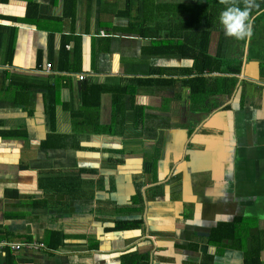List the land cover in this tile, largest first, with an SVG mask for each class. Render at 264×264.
<instances>
[{
    "label": "crops",
    "instance_id": "obj_1",
    "mask_svg": "<svg viewBox=\"0 0 264 264\" xmlns=\"http://www.w3.org/2000/svg\"><path fill=\"white\" fill-rule=\"evenodd\" d=\"M127 11L126 0H0V242L37 239L47 244L51 235L57 233L53 229L55 225L59 228L65 225V231H71L65 217L29 213L27 200L37 186L35 171L39 163L48 159L49 163L63 166L58 155L42 149L41 142L49 137L52 141L54 135L64 136L66 140H75L76 135H107L109 130L105 126L111 120L115 123L121 118L123 123L128 120V96L137 93L132 84L134 79L141 78L138 75L149 73L151 67L191 66V61L178 62L175 55L144 62L140 49L145 43L135 36H123L127 35L123 30L129 24ZM137 11L138 7L134 6L132 18ZM103 36L110 37L106 52L100 50ZM213 37L214 34L209 46L212 55L218 47V37L215 41ZM253 39L251 55L245 54V82L239 85L241 91L235 94L234 89L230 96H219L215 100L220 111L218 116L211 118L210 113L205 120L207 131L213 130L221 139L217 141L209 136L204 141L205 149L192 153L185 164L192 171L199 169L205 173L206 182L197 187L199 200H204L194 202L196 196L191 195L190 184L186 192L189 204L196 206L189 231H196V221L203 226L202 230H209L217 221L231 223L241 218L245 228L239 233L244 239L256 236L261 239L260 261L264 264V25L258 27ZM238 60L243 61L244 55ZM48 63L51 64L49 71L45 69ZM69 67L77 72L69 71ZM78 75H84L85 79L79 81ZM176 75V71H169L166 78L174 82L163 92L143 88L141 94L134 96L135 105L152 103L158 108L164 97L169 102L178 94L187 95V88L175 84ZM220 75L214 73L208 77L214 79ZM84 81L110 89L127 87L131 82V87L125 90L127 95L119 101L114 118H111L113 90L101 93L98 113L90 116L88 124L80 119L82 132H79L74 128L70 112L80 104V85ZM251 82L258 86L254 87ZM47 85H54L56 89L58 104L53 120L45 112L43 102L48 96L44 89ZM211 103L213 100L208 105ZM27 147L30 156H26ZM69 153L66 162L72 167L74 155L72 151ZM31 157L37 159V167H33ZM202 206L206 207L204 213ZM90 222L87 218L76 225L89 234ZM179 229L176 227L175 231ZM64 239L67 243L64 241L58 248L53 249L49 243L52 252L6 251L0 255V264H117L110 262L117 256L111 250L117 243L110 248L101 245L100 253L92 255L89 250L77 248L72 235H64ZM222 247V252L212 255L213 262L207 264H244L243 253L232 248L231 243ZM209 249V254H213L215 249L210 246ZM8 253L12 259H5ZM173 255L177 257L179 251ZM190 255L196 257L195 253Z\"/></svg>",
    "mask_w": 264,
    "mask_h": 264
},
{
    "label": "flooded vegetation",
    "instance_id": "obj_2",
    "mask_svg": "<svg viewBox=\"0 0 264 264\" xmlns=\"http://www.w3.org/2000/svg\"><path fill=\"white\" fill-rule=\"evenodd\" d=\"M183 19L185 20L184 16ZM260 25H264V19L254 23L252 42ZM147 26L155 27L154 23ZM168 33L170 34L169 31ZM214 33L218 37L217 45L224 47L226 57L231 55L242 58L244 54L251 55L249 46L244 53L246 41L241 45L236 39L226 37L222 28L212 34ZM161 35L168 40L164 34ZM161 35L154 40H162ZM143 46L144 44L141 48ZM148 74L142 73L138 76L145 78ZM180 75H176V78L181 77ZM136 89L138 94L143 92V87ZM144 89H154L159 93L166 90V87ZM189 95L188 90L187 95L178 94L176 99L169 102L164 97L158 108L152 103L139 104L137 106L142 108L139 113L144 116L128 118L124 123L122 118L117 123L111 120L105 126L109 130L105 136L76 135L73 142L64 140L67 143H76V148H49L43 145L46 141L41 142L42 149L48 154L58 155L63 166L56 162L47 163L49 160L46 159L39 163L41 168H38L39 172L38 169L35 171L37 186L27 200L31 216L39 212L65 217L66 225H70L71 231L66 232L65 225L61 228L55 225L53 229L57 233L62 231L63 235H72L76 247L82 251L89 250L92 255L100 253L101 245L106 244L104 246L110 248L117 243V247L111 249L117 255L110 259L112 263L213 262V256L223 248V243L220 241L211 245L209 237L211 230L218 229L220 222L217 221L209 230H202L203 226L196 221V231L192 233L193 231L188 230L189 222L193 219L191 214L196 213V206L189 204L187 185L193 186L191 195L196 196L194 202H202L204 199L199 200L197 187L206 182V176L203 171H192L185 164L192 153L195 155V152L205 149L204 141L209 136L217 141L221 139V136L212 133L213 130L207 131L205 121L210 113L211 118L218 116L220 111L215 100L220 95L196 104ZM209 100H213L211 105H208ZM194 105H197L198 111L193 114L191 111L195 109ZM79 121H75L74 128L82 132ZM56 136L58 135L52 138ZM53 139L52 145L57 144L58 141ZM70 151L73 152L75 160L72 167L70 162H66ZM31 158L33 167H37V159ZM48 184L55 187L49 188ZM201 208L204 213L206 207ZM85 212H90L93 218L84 214ZM87 218L91 219L92 225L89 234L83 233L82 228L76 225ZM176 227L180 228L178 232L175 231ZM40 241L45 246L43 251H54L43 240ZM209 246L215 249L213 254H209ZM175 251H179L177 257L173 255ZM194 253L196 257L190 255ZM149 254L154 256L152 261ZM208 256L211 257L208 259Z\"/></svg>",
    "mask_w": 264,
    "mask_h": 264
},
{
    "label": "trees",
    "instance_id": "obj_3",
    "mask_svg": "<svg viewBox=\"0 0 264 264\" xmlns=\"http://www.w3.org/2000/svg\"><path fill=\"white\" fill-rule=\"evenodd\" d=\"M201 1L202 0H196L195 7L199 6ZM126 2L127 9L128 6L130 9L126 13V16L129 18V24L128 28L123 30V32L127 35L123 36H135L136 38L145 41L144 46L140 49V53L144 62L151 58H168L169 56L173 55L187 62H192L190 67H184L182 69H179V67H151L149 69L148 76H146L145 78L134 79V83L132 84V86H135L136 88L167 87L168 84H172L174 81H168L167 78H161L160 75L167 76L169 71H176L177 75L181 74V77H178L175 80V84L180 83L181 87L187 88L192 99L194 101H198V103L206 102L213 96H230L232 94L237 82V79L234 77L239 75L242 61L238 60V58L236 60H233V58H231V55L229 57H226V52L224 51V47H222L221 44L218 45L214 55L209 52L212 33L220 31L222 27L219 24V21L218 23H212L211 26L207 29L204 27V25L201 24V20L205 22L207 19V9L203 12L201 10L195 11L193 15L194 21L192 24H187L182 17L183 21H181L179 30H176L174 34L170 35L168 33V31L170 32L168 23H166L162 27L156 25L155 27H145L143 23L140 22V18L142 17V15L146 14V11L144 10L146 8L143 5H141L142 10H140L139 7L137 14L132 18V0H126ZM256 3L259 4L260 7L259 9L253 10L252 16L256 15L257 11H264V0H256ZM239 6L243 7V4L240 2ZM207 7L209 9L208 13H210L211 16L218 17L220 13L218 14L217 10L220 8H225L224 5H221L219 1L217 2L215 0H209ZM174 11L180 16H183L184 11H182L181 9L175 8ZM202 15L206 17H201ZM186 16L187 15L184 16L185 20ZM262 19H264V14L258 16L256 15L254 23L257 24V22L261 21ZM161 34H164L165 38L168 39L167 43L156 42L154 40V38L156 39V37L160 36ZM108 36H103L100 39V41L103 42V46H101L100 48L101 51L106 52L109 49L110 37ZM237 42L241 43V45H243L244 43V41L239 40H237ZM96 55L98 56V52H96ZM78 58H80V56ZM69 68H71L68 69L69 71H72L73 73L77 72L74 70V67ZM214 73H220L221 75L217 76V78L214 77V79L208 77V75H212ZM115 87L116 88L110 89L106 85H93L88 84V82L85 81L82 82L80 85V104L75 110L70 112L71 119L73 121L83 119L85 120L86 124L90 123V116L95 117L96 115L94 114L98 113L101 93L109 90H113L111 92L114 93L112 100L114 113L111 117L114 118L116 113H118L117 107L120 103L119 101L121 100V98H123V96L127 95V93H125V90L131 87V82L127 87L123 85ZM44 89L46 91V94H48L47 98H44L43 100L45 112L49 114L51 116V119L53 120L55 107L58 104V101L55 98L56 89L54 88V85H47L44 87ZM134 95V92L129 94L128 98L130 104L127 105L128 110L126 111V114L131 119L144 116L142 113H139L142 108L135 105L134 103ZM98 130L100 131L99 128ZM48 139L51 138L49 137ZM55 139L56 141H58L56 142L57 144L52 145L51 140H47V143L44 142L46 144H43L44 147H77L76 143L65 142L64 140H66V137L64 136L59 135L56 136L54 140ZM73 141L74 140L72 139V142ZM48 186L49 188L55 187V185L51 186L50 184H48ZM243 228H245V225L242 222L241 218H235L231 223L222 222L219 224L218 229L214 228L211 231L209 243L216 244L220 241L223 242V245L225 243H231L232 248L237 249L241 251V253H243L244 264H263L260 261V252L263 249V243L261 239L257 236L254 238L251 237V240L249 238L244 239L239 233V230H242ZM63 239V234L53 233L51 235V239L46 245L48 246L50 243L49 246L53 249L58 248V246L62 244ZM7 255L8 256H6L5 259H12L10 257V253H8ZM208 258H210V256H208Z\"/></svg>",
    "mask_w": 264,
    "mask_h": 264
},
{
    "label": "rangeland",
    "instance_id": "obj_4",
    "mask_svg": "<svg viewBox=\"0 0 264 264\" xmlns=\"http://www.w3.org/2000/svg\"><path fill=\"white\" fill-rule=\"evenodd\" d=\"M215 1L218 2L219 0H215ZM240 2L242 3V0H240ZM208 3H209V0H202L199 6L195 7L196 0H149V1L148 0H132L131 10L134 6H137L138 10H139V7H140V10H142L141 5H143L146 8L144 9L146 11V14L142 15V17L140 18V22L143 23L145 27L150 23H154V25L159 26V27H162L163 25L168 23L169 28H170V34L172 35L175 33L176 30H179L181 26V21H183L182 20L183 16L187 15L186 20L184 21H186L187 24H192L194 21V16H193L194 12L197 10H201L203 12L204 10L207 9L206 21L204 22L203 20H201V24L204 25L206 29L210 27L212 23H218L219 17L211 16V14L208 13V10H209L207 7ZM175 8H179L182 11H184L183 16H180L179 14L175 13L174 11ZM223 9L224 8L218 9L217 13L219 14ZM128 10H130L129 6H128ZM201 17H206V16L202 15ZM216 37H217V34L214 33L213 41L216 40L215 39ZM160 39L162 40H160L159 42L167 43L168 41V40H165L162 35ZM248 46H249L248 50L251 51L253 48L252 39L250 42H247V41L245 42L244 53L246 52ZM189 96L193 103L195 104L198 103V101H194L192 99L191 95ZM189 96H186V97L188 98ZM190 105H191V102H190ZM197 105H194L195 109L192 110L191 113L194 114L198 111ZM29 153L31 155L30 148L27 147L26 156H30ZM40 160H42V158ZM47 163H49V161Z\"/></svg>",
    "mask_w": 264,
    "mask_h": 264
},
{
    "label": "clouds",
    "instance_id": "obj_5",
    "mask_svg": "<svg viewBox=\"0 0 264 264\" xmlns=\"http://www.w3.org/2000/svg\"><path fill=\"white\" fill-rule=\"evenodd\" d=\"M225 8L220 12L219 24L222 27L224 35L228 38H234L239 41L250 42L253 36L254 18L252 16L254 9H259L256 0H219ZM264 14V11H257L256 15Z\"/></svg>",
    "mask_w": 264,
    "mask_h": 264
},
{
    "label": "built area",
    "instance_id": "obj_6",
    "mask_svg": "<svg viewBox=\"0 0 264 264\" xmlns=\"http://www.w3.org/2000/svg\"><path fill=\"white\" fill-rule=\"evenodd\" d=\"M103 35V33H102ZM47 71L51 69V64H46ZM76 78L79 81H83L85 79L84 75H78ZM45 249L44 244L42 241L37 239H32L28 241H22V242H9V241H1L0 242V255H4L6 251L10 252H18L21 250L24 251H30V252H38L43 251Z\"/></svg>",
    "mask_w": 264,
    "mask_h": 264
},
{
    "label": "water",
    "instance_id": "obj_7",
    "mask_svg": "<svg viewBox=\"0 0 264 264\" xmlns=\"http://www.w3.org/2000/svg\"><path fill=\"white\" fill-rule=\"evenodd\" d=\"M246 58H245V54H244V60L242 61V65H241V69H240V73H239V75H237L236 77H237V80H238V82L236 83V85H235V91L238 93L239 91H241V89H240V87H239V85H240V83H243V82H245V80H244V77H243V69H244V67H245V60ZM182 61H184V60H180V61H178V62H182ZM251 85H253L254 87H257L258 86V84H256V83H253V82H251ZM84 214H88L90 217H92V214L90 213V212H85ZM93 218V217H92ZM223 222H227V221H223ZM208 235V234H207ZM206 235V236H207ZM66 242V241H65ZM64 241H63V243H65ZM67 243V242H66ZM153 255L152 254H149V259H150V261H152V259H153Z\"/></svg>",
    "mask_w": 264,
    "mask_h": 264
}]
</instances>
